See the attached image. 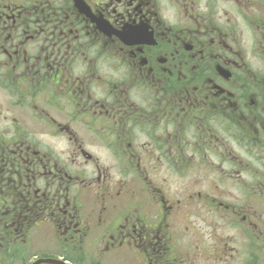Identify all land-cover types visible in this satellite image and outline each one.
I'll use <instances>...</instances> for the list:
<instances>
[{
	"label": "flooded vegetation",
	"instance_id": "flooded-vegetation-1",
	"mask_svg": "<svg viewBox=\"0 0 264 264\" xmlns=\"http://www.w3.org/2000/svg\"><path fill=\"white\" fill-rule=\"evenodd\" d=\"M209 3L0 0V264H264V0Z\"/></svg>",
	"mask_w": 264,
	"mask_h": 264
},
{
	"label": "clouds",
	"instance_id": "clouds-1",
	"mask_svg": "<svg viewBox=\"0 0 264 264\" xmlns=\"http://www.w3.org/2000/svg\"><path fill=\"white\" fill-rule=\"evenodd\" d=\"M204 6L201 9V13L204 15H208L210 18L212 16H218V15H222V9L223 10H227L229 15L234 18L233 20V28H235V30L237 32L241 31L242 29H244V27L247 25V21L250 15H252L253 13L251 12H243L241 10L236 9L233 5L228 4V3H220L217 4L215 6L211 5L209 3V0H203ZM264 14V13H261ZM164 19L166 21V23L170 24V25H175L177 23H179V13L178 10L173 8L170 12H165L164 14ZM253 36V31L252 29L249 27L248 31L244 33V39H245V44L246 46H250L251 44V40L248 39V37H252ZM256 36V34H255ZM260 64V60H257L256 58H250L248 61V66L249 69L254 72L257 73L261 76H264V68H258V65ZM36 140H40L41 137L40 136H36L35 137ZM121 177L120 176H115L114 179L119 180ZM205 223H208V219H205ZM214 227V225L210 226L209 229L207 230V233L205 234V239H209L210 238V233H211V228ZM200 264H206V262L203 260V258H201L200 260Z\"/></svg>",
	"mask_w": 264,
	"mask_h": 264
},
{
	"label": "water",
	"instance_id": "water-1",
	"mask_svg": "<svg viewBox=\"0 0 264 264\" xmlns=\"http://www.w3.org/2000/svg\"><path fill=\"white\" fill-rule=\"evenodd\" d=\"M40 263L65 264L61 260L52 259V258L38 259L35 262H33L32 264H40Z\"/></svg>",
	"mask_w": 264,
	"mask_h": 264
},
{
	"label": "rangeland",
	"instance_id": "rangeland-1",
	"mask_svg": "<svg viewBox=\"0 0 264 264\" xmlns=\"http://www.w3.org/2000/svg\"><path fill=\"white\" fill-rule=\"evenodd\" d=\"M229 246L238 247V241L234 239H230Z\"/></svg>",
	"mask_w": 264,
	"mask_h": 264
}]
</instances>
